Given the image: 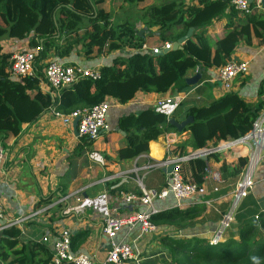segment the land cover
Masks as SVG:
<instances>
[{
	"label": "trees",
	"instance_id": "obj_1",
	"mask_svg": "<svg viewBox=\"0 0 264 264\" xmlns=\"http://www.w3.org/2000/svg\"><path fill=\"white\" fill-rule=\"evenodd\" d=\"M134 5L144 0H122ZM104 0H0V143L18 135L23 124H34L47 112L52 100L40 91L44 76L42 69L37 76L23 80H12L7 73L13 54H3L1 40L4 38L28 41L30 49L40 48L37 63H45L52 54L59 58L70 56L74 49L83 46L88 57L94 48L100 52L119 51L121 55L101 70V79H82L72 87L63 90L60 110L70 114L80 109L94 107L108 98L125 105L139 93L167 94L170 91H185L186 77L196 69L220 68L232 58L241 43L253 46L256 41L264 43V12L243 14L232 4V0H199L198 5H187L184 0L165 1L146 11L148 30L158 27L159 32L150 33L152 45L145 36H140L135 27L128 23L113 25L110 14L101 6ZM145 19V20H146ZM224 22V35L212 42L206 36L207 29L214 23ZM193 36L183 50L156 56L148 48L174 43L189 30ZM259 95L264 96V80ZM264 109V99L255 106L248 105L234 91L226 92L210 104L192 106L188 118L193 122L187 127L190 137L179 148L185 154L210 149L222 141L240 139L247 135ZM121 131L127 134V145L118 154L119 161H129L149 153L150 147L169 131H175L165 112L147 108L139 113L122 116L118 122ZM87 146L93 141L84 140ZM221 163L218 155L207 160L189 162V181L204 183L210 161ZM247 159H241L238 167L232 168L222 162V178L237 177ZM187 177V176H186ZM151 181H155L154 184ZM167 176L161 170H152L145 178V187L162 191ZM121 191L141 195L142 191L131 180L121 186ZM63 194V193H62ZM64 197V196H62ZM203 209L181 211L177 208L153 216L157 226H183L194 220ZM244 220V221H243ZM241 218L238 225L239 239H229L216 246L198 239L170 241L169 248L176 264H264V220ZM20 232L15 227L4 231L1 258L7 261L17 251ZM78 236L72 239V248L82 241ZM46 250L36 244L35 252ZM46 250L44 258L21 264H53L52 256ZM70 264V263H64Z\"/></svg>",
	"mask_w": 264,
	"mask_h": 264
},
{
	"label": "crops",
	"instance_id": "obj_2",
	"mask_svg": "<svg viewBox=\"0 0 264 264\" xmlns=\"http://www.w3.org/2000/svg\"><path fill=\"white\" fill-rule=\"evenodd\" d=\"M184 1L187 5H198L199 0ZM143 3L146 5L140 8L142 10L146 8L143 20L135 29L139 34L143 32L145 39L153 45L155 41L151 40L149 35L150 33L157 35L159 29L153 27L148 30V19L145 14L150 7L163 2L144 0L140 5ZM101 8L111 17L109 0H104ZM129 21L120 24L128 23L133 26ZM111 22L115 26L120 25L114 24L112 17ZM224 25V22H215L207 29L206 36L212 42L220 39L225 32ZM22 43L26 45L21 47ZM1 45L3 54L14 55L30 49L28 41L9 38L2 39ZM85 53L86 50L80 45L68 57L59 58L52 54L47 61H59L65 65L87 69L97 68L101 71L104 66L111 64L113 59L121 55L119 51L100 52L97 48H94L88 57ZM231 59L249 63L248 75L235 82L233 91L239 93L248 105H257L260 99H264V96L259 95L260 84L264 80V45L259 46L255 42L250 47L241 43ZM201 71L199 69L189 71L186 80L194 78ZM201 73L202 78L199 84H187L188 88L183 92L178 93V90H173L167 94L139 93L125 105L109 98L115 106L109 111L107 118L109 131L95 141L93 146H87L83 139L75 136L73 126H64L50 114L49 110L36 123L21 125L19 134L8 138L5 146L3 145L6 160L0 169V203L8 220L24 218L25 221L15 226L20 232L17 238L18 244L13 250L17 252L11 254L7 261L0 256V264H21L25 258L29 262L33 259H43L46 250L52 256L53 243L56 237L64 231H68L74 239L81 237L82 241L76 243L73 248L75 252L87 254L96 261L104 260L109 248V240L103 233V222L107 211L119 208L124 214L142 209L138 203L126 206L121 197L122 194H129L120 190L124 183L131 180L134 185H137L135 180L138 176L144 178L145 181L148 175L144 172L136 175L132 170L135 167L145 166L148 162L162 161L168 156L166 152L168 143L176 140L178 143L176 146L179 148L190 137L189 131H186L187 127L182 132L176 129L165 132L157 140L160 146L154 144L153 147L156 148L151 150V144L149 145L148 154H142L129 161H119V151L127 145V134L118 130L119 119L130 113L137 114L147 108L157 110L155 107L157 101L177 95L183 100L172 118L178 122L187 120L189 109L192 106L208 105L226 93L218 81V68L203 69ZM207 85L209 88H206ZM39 88L44 96L52 100L50 87L44 78ZM240 153L244 158L238 159L236 154L228 153L218 156L221 163H217L215 159L210 161V168L203 184L209 191L206 200H212L213 203L209 207L196 206L184 210H193L197 207L203 209L194 220H188L185 225L179 227L155 225L156 230L150 235H144L139 228L132 232L127 230L121 232L117 239L131 244L136 256L134 261L123 264H176L169 248L170 241L198 239L209 244L218 229L221 215L230 208L232 193L240 175L223 179L222 162L232 168L238 167L240 160L246 159L247 150L243 149ZM151 155L162 158L158 160ZM188 164L185 165L184 174L190 178ZM158 170L163 172L162 169ZM209 171L213 174H221L222 183L213 180ZM164 174L168 179V174ZM151 183L154 184L155 181ZM216 187L219 188L218 193L214 191ZM62 198H67V201L59 203ZM174 205L175 201L172 197L165 202L155 204L161 212L173 209ZM263 208L264 167L258 172L253 191L238 206L235 221L232 227L225 232L221 243L229 239L238 240V225L241 218L242 220L248 216L255 218ZM46 236L50 239L48 245L41 244L42 238ZM6 237H4V231L0 232V254ZM36 244L42 245L46 250L33 251Z\"/></svg>",
	"mask_w": 264,
	"mask_h": 264
},
{
	"label": "built area",
	"instance_id": "obj_3",
	"mask_svg": "<svg viewBox=\"0 0 264 264\" xmlns=\"http://www.w3.org/2000/svg\"><path fill=\"white\" fill-rule=\"evenodd\" d=\"M232 4L237 10L243 14H251L256 11H263L262 0H232ZM171 48L170 43L162 46L148 48L144 45L143 51H150L154 55L160 54L162 50ZM40 54V48L28 49L14 54L9 62L7 73L12 80H23L26 78H34L37 76V70L42 69L44 80L48 84L52 95V104L49 112L55 119L59 120L64 126L72 127L76 119L79 118L78 134L79 138L88 141H97L103 134L108 133L109 126L107 118L109 111L114 108V103L108 98L106 101L91 107L84 108L64 114L61 112L62 92L68 87H72L82 79H101L100 69H87L79 66L65 65L59 61H51L45 63H37ZM249 73V63L245 61H236L230 59L225 65L218 68V81L225 92L233 91L235 82L239 78H244ZM181 96H168L156 102V109L165 112L168 119L177 110L182 103ZM176 140L166 145L168 156L160 162H148L145 166L135 167L132 172L136 175L144 172L149 174L152 170H166L170 166H174V170L168 175L165 188L157 192L149 190L145 187L144 178L137 177L136 183L142 191L141 195L122 194V200L126 206L138 203L142 208L140 210L122 213L119 208H112L107 211V216L103 222V233L109 240V248L107 257L102 261H96L87 254L77 253L72 248V235L68 231H64L60 236L56 237L52 249L53 264H123L132 262L136 259L134 249L131 244L125 240L119 241L117 238L121 232L127 230L129 232L139 228L144 235H150L155 232L156 226L153 224V216L161 213L155 204L157 202H165L170 197L175 201L172 207L179 210L194 208L196 206L212 205V200H206L209 196L208 188L204 184H197L189 181L184 174L185 165L192 160L202 159L211 155L222 156L233 153L238 159L244 158L241 150H247V164L242 168L238 177L235 189L232 193V202L229 210L221 215V220L217 231L209 242L210 246H216L222 242V239L233 225L235 215L240 203L246 199L253 191L258 172L264 167V109L261 110L255 120L251 131L240 139H229L218 143L210 149L194 151L188 149L184 154L178 146ZM6 160L3 144L0 143V169ZM208 173V170H207ZM209 173L213 180L222 183L221 174ZM206 178V177H205ZM206 180V179H205ZM215 193L219 192V188H215ZM67 201V198L60 199L59 203ZM256 221L264 220V208L255 216ZM25 221L24 218L8 220L0 203V232L12 227L21 225ZM49 236L43 237L41 244L49 243Z\"/></svg>",
	"mask_w": 264,
	"mask_h": 264
},
{
	"label": "rangeland",
	"instance_id": "obj_4",
	"mask_svg": "<svg viewBox=\"0 0 264 264\" xmlns=\"http://www.w3.org/2000/svg\"><path fill=\"white\" fill-rule=\"evenodd\" d=\"M152 1V0H150ZM158 1L159 3L170 1V0H154V2ZM180 1V0H177ZM192 0H189L191 2ZM111 4V17L114 24H120L121 22H126L127 20H130L129 22L134 26L137 27L138 23L143 20L142 17L144 15V10L140 9L142 6H146L144 3L139 5H129L121 0H109ZM148 4V3H146ZM143 7V8H144ZM256 44L259 46L264 45L263 43H260L259 41H256ZM26 43L20 44L21 47H24ZM22 50V49H21ZM20 50V51H21ZM206 88H209L207 85ZM170 120V119H169Z\"/></svg>",
	"mask_w": 264,
	"mask_h": 264
},
{
	"label": "water",
	"instance_id": "obj_5",
	"mask_svg": "<svg viewBox=\"0 0 264 264\" xmlns=\"http://www.w3.org/2000/svg\"><path fill=\"white\" fill-rule=\"evenodd\" d=\"M262 6H263V9H264V0H262ZM140 36H143V32L140 33ZM193 36V30H189V32L184 36L182 37L181 39H179L177 42H174L171 44V48L168 49V50H162L160 52V54H156V56H162L164 54H167V53H170L172 51H177V50H183V45L192 38ZM203 72V70L201 71ZM198 73L194 78L192 79H187L186 80V83L188 85H196V84H199L201 78H202V73ZM193 122L192 118H187V120L183 121V122H178L176 121V119L174 118H171L169 120V123L171 126H173L178 132H182L186 127H188L191 123ZM78 124H79V118L76 119L73 123V131H74V134L76 137L79 136L78 134ZM120 128H118L119 130ZM203 160H207V157L206 158H202ZM174 170V166H170L168 169L166 170H163L164 173L166 174H171L172 171Z\"/></svg>",
	"mask_w": 264,
	"mask_h": 264
},
{
	"label": "bare ground",
	"instance_id": "obj_6",
	"mask_svg": "<svg viewBox=\"0 0 264 264\" xmlns=\"http://www.w3.org/2000/svg\"><path fill=\"white\" fill-rule=\"evenodd\" d=\"M155 144L158 145V146H160L159 143H157V142H156ZM150 148H151V150H153V148H156V147H155V146L153 147V145H152ZM152 153L156 154L155 151H152ZM151 156H152L153 158L158 159V160L162 158V157L160 158V157H158V156H156V155H151Z\"/></svg>",
	"mask_w": 264,
	"mask_h": 264
},
{
	"label": "clouds",
	"instance_id": "obj_7",
	"mask_svg": "<svg viewBox=\"0 0 264 264\" xmlns=\"http://www.w3.org/2000/svg\"><path fill=\"white\" fill-rule=\"evenodd\" d=\"M253 260H254L255 264H258L257 258L253 257Z\"/></svg>",
	"mask_w": 264,
	"mask_h": 264
}]
</instances>
